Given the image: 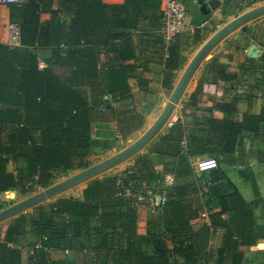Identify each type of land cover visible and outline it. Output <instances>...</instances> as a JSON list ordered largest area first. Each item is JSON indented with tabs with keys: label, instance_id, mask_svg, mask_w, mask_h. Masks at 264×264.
<instances>
[{
	"label": "trees",
	"instance_id": "16d2710c",
	"mask_svg": "<svg viewBox=\"0 0 264 264\" xmlns=\"http://www.w3.org/2000/svg\"><path fill=\"white\" fill-rule=\"evenodd\" d=\"M180 1L187 10L194 2ZM259 1L221 0L220 18L207 15L170 40L162 33V0L0 5L8 10L6 32L10 23L21 30L18 47L0 39V194H29L90 167L98 144L114 146L93 138L94 124L116 123L122 141L141 130L159 103L152 82L170 90L188 54ZM211 65L208 85L201 81L185 101L184 118L134 165L92 180L81 198L43 203L8 221L0 231V264H24L25 256L27 264H264V250L247 259L250 247L264 241V201L257 215L221 168L199 178L192 161L233 154L246 133L264 130V106L252 110L255 92H264V55L237 69L218 57ZM239 82L249 84L244 112ZM159 194L164 203L153 211L150 198ZM206 211L209 224L194 229ZM218 229L222 245L213 252Z\"/></svg>",
	"mask_w": 264,
	"mask_h": 264
},
{
	"label": "crops",
	"instance_id": "0c3cea01",
	"mask_svg": "<svg viewBox=\"0 0 264 264\" xmlns=\"http://www.w3.org/2000/svg\"><path fill=\"white\" fill-rule=\"evenodd\" d=\"M26 1V0H22ZM106 3H122L124 0H104ZM211 1V0H210ZM209 1V3H210ZM221 1V0H220ZM264 8V0L254 3L253 5L249 6L244 12L237 14L236 16H230L227 18L226 22L222 23L218 26V28L209 35V37L199 46L197 47L192 54L188 57L184 67L181 69L177 78L175 79L173 89L178 85L181 84V81L184 78V74L186 73L187 69L192 65V63L196 60L198 55L202 53V49L204 46L212 39L219 31H221L224 27L228 25H232L233 27L224 34V36L211 48L208 50L207 53H202L199 56V61L197 62L196 68L191 73L190 77L187 80V86L185 88H189L193 79L195 78L196 74H199V70L201 72V78L198 81V84L203 81L204 86L208 85L207 83L211 80L213 70L211 65V59L214 57H218V59L231 66V69H237V66L241 63H244L247 59H254L259 60L264 55V11H262L257 16L252 17L251 19H247L245 21H241L238 23V19L242 17L244 14L248 12H252L257 9ZM211 8L205 1L202 0H194L191 9L188 10L189 14V22L195 23L196 20H203L202 18H206L209 13H211ZM218 10V9H216ZM8 13V10L5 7L0 6V39H8L9 32H6V23L5 17ZM255 26V27H254ZM245 27V29H244ZM239 28L242 30L239 32ZM206 54V55H205ZM144 60V58H141ZM194 64V65H195ZM156 77V76H154ZM155 79V78H154ZM252 81H254V76L252 77ZM196 84V83H195ZM159 86L157 79L152 82L151 88ZM193 86V83H192ZM198 85H194V89ZM236 87L239 93H243L244 98L241 99L239 102V108L241 112L247 110L249 103L245 99L246 95L250 94V90L247 89L249 86L246 83L244 86L241 82L237 84ZM173 89H171L173 91ZM186 89V90H187ZM212 89V88H210ZM192 90V89H191ZM194 90L191 91V93ZM261 93V94H260ZM253 94V93H252ZM253 106L252 110L258 113L262 106H264V92H255V97L253 98ZM160 115L154 114L151 118L154 120H158ZM179 115H181L179 117ZM217 116H221V113H216ZM176 116L179 118H183L182 111L181 113H176ZM154 117V118H153ZM150 118V119H151ZM178 118V119H179ZM173 124V122H172ZM171 125V124H170ZM152 125L150 120L145 123L143 126V130L141 133L145 131H149L147 138H150L155 132L156 135L154 139L152 138L149 142H154L156 138L164 133L161 127L156 129L153 134H150V130L152 129ZM163 127V125H162ZM138 131V132H139ZM158 139V138H157ZM146 141V145L150 144ZM145 145V147H146ZM202 158H210L208 154L204 156H196L193 158V166L195 170V163ZM219 168H221L227 175V177L237 186L238 190L244 197V199L252 203L253 208L256 211V214L259 215L261 211V204L264 201V130H262L259 134H251L246 133L242 143L237 147L235 153L223 155L219 159ZM90 168V167H89ZM86 168L85 170H88ZM75 171V170H74ZM196 172V170H195ZM197 173V172H196ZM209 172L205 173H197L199 178H204L208 176ZM167 184H171L174 180L172 175H168L166 177ZM251 181H255L258 186L259 195L255 194L253 189V185ZM9 192V191H6ZM4 193V192H3ZM2 194V193H1ZM161 197L160 194L154 196V200L156 202L160 201ZM210 207L216 205V203L209 204ZM217 206V205H216ZM208 207V206H207ZM8 208V207H7ZM6 208H1L0 212ZM215 209V208H214ZM209 213V212H208ZM10 219V218H9ZM8 219V220H9ZM3 221L0 222V224ZM209 214L205 217H200L193 221V228L197 229L203 223L209 224ZM224 230L218 229L215 231L210 243L211 250L215 252L221 245L223 240ZM264 241H262L263 243ZM259 249L258 245L250 247L247 253V259L251 260L256 257V254Z\"/></svg>",
	"mask_w": 264,
	"mask_h": 264
},
{
	"label": "rangeland",
	"instance_id": "374dc122",
	"mask_svg": "<svg viewBox=\"0 0 264 264\" xmlns=\"http://www.w3.org/2000/svg\"><path fill=\"white\" fill-rule=\"evenodd\" d=\"M202 1H205V3H207L209 5L210 0H202ZM246 9H244L242 12H244ZM217 13H218V10L213 9V10H211V13H209V15L212 16L213 18L214 17L220 18ZM202 19L204 20L205 18H202ZM194 24L195 23L191 22V25H194ZM241 30H242V28H239V32ZM191 54H192V52L188 54V57ZM200 75H201V72L199 70V74H196L195 78L193 79V82H192L193 86L191 83L189 88L188 89L186 88L187 90L185 89L180 94L179 97L178 96L174 97V94H175V91H176L178 85L173 89V86H174V84H173V86L171 88V89H173V91L171 89L170 90H161L160 87H157V88L154 87L153 88L155 93H158L157 97L159 99V103H158L157 109L154 111V113H152V115H150L147 118V121L150 120L151 124L155 125L156 120L152 119L151 117L157 113L160 115V112L161 113L164 112L165 108L168 105H169V107H171L169 109L170 115H169L168 119L162 123L163 127L161 126V129H163L164 133L159 135L157 137L158 139L161 136H163L164 134H166L168 132V130L170 129V127L172 126V122L175 123L178 120V118L181 116V115H179V117L176 116V113L177 114L181 113V111L184 107V103L188 99L189 95L191 94V91L196 89V88L194 89V85H196V84L198 85V81L201 78ZM147 121H146V123H147ZM142 130H143V128H142ZM141 131H139V132L137 131V132L133 133L126 140L122 141L117 134L118 130H117L116 123L112 122L110 124H94L93 138L96 140L103 141V142H109V143H112L114 145L112 148H109V149H103L101 144H98L96 146V148H95L96 155L94 156L93 164L90 167H99V170H93V173L88 177L84 175L83 171H85V169L70 171L66 175L57 177L48 186L38 187L33 192H31L29 194H23V193L19 192L18 190L4 192V193L0 194L1 201L6 203V207H4V208H7V207H11V206L13 207V205L18 204L20 202H23V201L27 200L28 198H30L34 195H37L39 193L46 192L48 190L52 191L50 193L47 192V195L45 196V198L43 200L23 209L22 211L18 212L14 216H12L9 220L8 219L4 220L0 224V231L1 230L3 231L5 225L7 224L8 221H10L11 219H13L14 217H16L20 214L31 211L37 205L56 201L59 198H81L83 190L86 188V186L92 180L99 179V178H102L104 176H109V175H114V174L120 173L123 170L127 169L128 167L134 165L138 156L148 153L150 151L151 145L157 140V138H156V140L154 142H151V143L149 142L152 138L154 139L156 132L150 138H147L149 131H145L144 133H141ZM146 141H148L150 144L146 145L145 144ZM145 145H146V147H145ZM201 156H204V155H201ZM208 157H210V155H208ZM13 169H14V165L9 164V170H13ZM81 173H83V177L80 181L72 182V183H71V181H69V180H71L72 177H75L76 175H79ZM35 199H36V196H35ZM151 209H152V207H151ZM29 241H30V239H25V240L20 241L21 247H23L24 249L27 250L28 246H29L28 245ZM260 243H262V242H260ZM24 259H25L24 264H27L26 256Z\"/></svg>",
	"mask_w": 264,
	"mask_h": 264
},
{
	"label": "built area",
	"instance_id": "2783aa9c",
	"mask_svg": "<svg viewBox=\"0 0 264 264\" xmlns=\"http://www.w3.org/2000/svg\"><path fill=\"white\" fill-rule=\"evenodd\" d=\"M22 0H0V5L8 3H19ZM163 11V28L162 33L166 40H170L174 35L190 31L194 28L189 22V14L185 5L180 0H162ZM8 45L18 47L21 45V30L18 23L9 24V36L7 40ZM41 66H45L41 62ZM219 167V161L216 158L210 157L199 160L195 163V170L197 173L208 172L209 170ZM160 201L156 202L154 197H151V207L155 211L156 207L164 203V197L160 195ZM156 202V203H155ZM208 215V212H204L202 217Z\"/></svg>",
	"mask_w": 264,
	"mask_h": 264
},
{
	"label": "water",
	"instance_id": "95a60500",
	"mask_svg": "<svg viewBox=\"0 0 264 264\" xmlns=\"http://www.w3.org/2000/svg\"><path fill=\"white\" fill-rule=\"evenodd\" d=\"M209 5H210L211 8L216 9L220 5V0H211ZM262 11H264V8L254 10L252 12H248V13L244 14L242 17H240L238 19V23H240L242 20L245 21L247 19H251L252 17L257 16L258 14H260ZM232 27H233L232 25H228V26L224 27L221 31H219L212 39L209 40V42L204 46V48L202 49L201 52L203 54L207 53L208 50L211 49L224 36V34L227 33V31L230 30ZM244 29H245V27H244ZM202 53H200L198 55L196 60L187 69L186 73L184 74V78L181 81V85L180 86L183 87V86H185L187 84L186 82H187L188 78L190 77L191 73L193 72V70L196 68V66H197L196 64L200 60L199 56L202 55ZM165 116H166V113L161 118V122H160V119H158V121H156L155 128L150 131V134H153L156 129H159L162 126V123L165 121L164 120ZM91 168H93V167H90L86 171H89ZM91 174L92 173H90V174H88V172L86 173L87 176H90ZM82 177H83V173H81L79 175H76L75 177H72L71 180H69V181H71V183L72 182H78V181H80L82 179ZM47 192L50 193L52 191L48 190L46 192L39 193L37 195H34V196L28 198L27 200H25L23 202H20L18 204L13 205V207L11 206V207H8V208L2 210L0 212V222L11 218L12 216L17 214L18 212L22 211L23 209H25V208H27V207H29V206H31V205H33L35 203H38L39 201L43 200L45 198V196L47 195ZM35 196H36V199H35ZM258 248L259 249H264V242L263 243H259L258 244Z\"/></svg>",
	"mask_w": 264,
	"mask_h": 264
},
{
	"label": "bare ground",
	"instance_id": "6f19581e",
	"mask_svg": "<svg viewBox=\"0 0 264 264\" xmlns=\"http://www.w3.org/2000/svg\"><path fill=\"white\" fill-rule=\"evenodd\" d=\"M181 84H178V86H177V89H176V91H175V94H174V97H179L180 96V94L186 89L185 87L187 86V84L185 85V86H180ZM175 106V105H174ZM171 107H169V105L165 108V110H164V112H162V114H161V116H160V118H158V119H160V122H161V118L165 115V113H166V116H165V118H164V120H167L168 119V117H169V115H170V109ZM173 110V109H172ZM173 114V113H172ZM175 114V113H174ZM175 116V115H174ZM158 121V120H157ZM155 128V125L152 127V129L151 130H153ZM83 170V169H82ZM93 170H99V167H93V168H91L89 171H86L85 170V172H84V175L85 176H87L86 175V173L88 172V174H90V173H93ZM98 172V171H97ZM88 177V176H87ZM57 189V188H56Z\"/></svg>",
	"mask_w": 264,
	"mask_h": 264
}]
</instances>
